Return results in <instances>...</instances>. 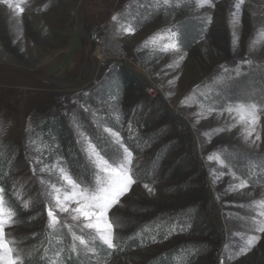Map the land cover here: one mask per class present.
<instances>
[{
	"label": "rangeland",
	"instance_id": "rangeland-1",
	"mask_svg": "<svg viewBox=\"0 0 264 264\" xmlns=\"http://www.w3.org/2000/svg\"><path fill=\"white\" fill-rule=\"evenodd\" d=\"M127 1L129 5L120 14L110 15L105 23L112 21L116 24L117 37L126 53L134 62L141 64L143 74H134L143 84L148 78L161 91L157 101L150 100L159 101L164 108L167 117L165 129L171 133L172 139L178 140L180 146L176 152L168 153L164 160L157 162L156 158L155 173L144 183L137 181L131 192L121 199V203L110 210L109 219L115 225L114 243L129 235L138 224L152 218L157 211L168 214L185 206H196L204 208L210 237H206L209 240H193L211 244L209 253L202 256L198 264H254L264 259V232L257 231L259 222L264 221V215L260 214L264 211V188L248 185L237 187L241 182L224 168L220 156L229 146H234L264 159V114L256 106L259 119L253 126L251 136H248V126L240 121L241 113L226 109L251 104H234L223 110L208 111L198 103L201 96L209 98L208 88L217 82L222 72L234 70L238 74L243 66L246 68L261 62L257 58L256 48L264 43V0H210L209 4L202 7L199 6L200 0H180L179 4V0H175V7L182 5L185 8L184 14H207L210 20L204 39L185 54H180L175 48L164 50L165 44L174 43L168 38L171 34L167 27L179 14L165 11L153 14L158 10L156 7L150 20L135 27L134 33H128L125 30L132 28V24L124 16L128 13L127 9L138 0ZM10 2L13 5L19 3L23 12L0 3V66L25 68L63 82L79 78L84 80L91 66L85 62V38L77 29L76 9L80 0ZM95 2L90 0L83 20L84 30L91 39L92 54L93 36L105 24L93 30L88 25V20L95 23L102 20V16L94 9ZM120 2L112 0V5L118 7ZM155 2L164 3L165 7L170 5L165 0ZM238 3L239 10L236 8ZM113 16L117 19L113 20ZM107 69L97 68L93 82L75 90H61L12 72L0 73V139L20 147L26 158L25 149L34 137L36 119L54 111L67 115L73 108L80 107L88 90L103 78ZM171 126L175 132H171ZM110 138L114 137L110 135ZM176 154L189 157L185 166L187 175L179 182L161 180L158 174L164 164L175 160ZM209 156L213 159L209 160ZM143 161H146V157L134 156L133 172ZM41 169L44 167L37 169L39 173L36 172L34 182L40 188L38 193L33 188V180L27 182L29 169L21 173L15 190L19 203L24 207L27 202L28 206L24 208L39 216L41 224L38 229L44 231L51 229L47 217V205L51 197L45 194L51 191V185L41 189L38 174L41 173L45 181L56 180L57 187L67 185L60 180L59 174L49 177L45 169ZM195 174L200 179L199 176L195 180L190 178ZM188 181L190 189L180 195L177 187ZM144 184H148L153 191L145 189ZM57 214L60 223L54 228L60 226L67 232L73 228L78 236L91 235L95 238L91 230L83 228L82 222L73 221L69 213L57 210ZM229 216H233V219ZM243 218L251 222L250 228L242 223ZM13 221L5 229L6 237L15 241L23 258L31 245L24 239L32 235L33 230L24 225L20 218L14 216ZM252 235L260 239L246 254L238 255ZM76 242L80 245L79 241ZM169 246L170 242L150 245L103 264H149Z\"/></svg>",
	"mask_w": 264,
	"mask_h": 264
},
{
	"label": "trees",
	"instance_id": "trees-1",
	"mask_svg": "<svg viewBox=\"0 0 264 264\" xmlns=\"http://www.w3.org/2000/svg\"><path fill=\"white\" fill-rule=\"evenodd\" d=\"M155 1H136L127 9L128 13L124 18L131 20L132 28L135 29L150 20L153 14L162 11L179 14L167 30L170 34L177 33L174 40L179 45L178 49L175 48L177 52H191L204 39L208 31L209 16L196 12L184 14L185 8L182 5L175 7V0H168L170 5L167 4L166 7V4H156ZM177 2L179 4L180 0ZM156 7L159 11H155ZM153 11L155 12L152 14ZM256 55L261 60L259 64L246 68L243 66L238 74L234 70L222 72L216 79L217 82H213L208 88L209 98H199L200 107L217 111L234 104H255L264 114V43L256 48ZM138 79L129 68L119 62H112L103 78L88 90L80 107L73 108L67 115L54 111L36 119L34 137L25 149L26 158L20 147L0 139V187L4 189L6 205L16 212L15 217L33 230V234L24 239L31 245L26 249L22 264H103L132 251L150 245H163L166 242H170L169 248L162 250L149 264H198L202 256L209 253L211 244L208 241L193 240L207 239L210 235L207 216L202 207L185 206L168 214L157 211L144 223L134 224L133 226L137 225L134 230L121 238L115 249H108L91 235H82L88 244L78 245L76 242V251L73 252L72 233H76L73 228L70 232L60 226L40 231L39 216L29 213L19 203L15 186L22 177L21 173L28 169L27 182L33 180L32 185L37 193L40 188L34 182L37 169L41 167H44L49 177L58 176L59 168L63 167L74 179L84 180L87 177L84 182L90 181L92 170L83 151L87 141L91 140L102 152L106 151L109 155L119 147V143L114 142V138H110L109 133L105 132L106 127L119 133L133 156L146 157V161L134 169V178L140 183H144L155 173L156 158L160 162L168 153L177 151L180 146L178 140L172 139L171 133L165 129L167 117L164 108L159 101L153 102L157 99L150 100L144 93L145 84ZM170 128L173 129L172 126ZM171 132H175L174 129ZM122 151L120 149L121 153ZM220 156L224 168L233 178L249 187L264 188L263 158L238 150L234 146H229ZM174 159L173 162L164 164L158 178L178 182L185 178L188 173L185 166L189 157L180 154ZM156 166L157 164L155 169ZM38 176L41 189L45 185L57 183L54 179L45 181L41 178V173ZM197 176L199 175L195 174L190 178L195 180ZM188 189L190 181L177 187L180 195ZM231 217L233 219V216L228 218ZM245 220L243 218L242 223L250 228L251 222ZM254 264H264V259Z\"/></svg>",
	"mask_w": 264,
	"mask_h": 264
},
{
	"label": "snow or ice",
	"instance_id": "snow-or-ice-1",
	"mask_svg": "<svg viewBox=\"0 0 264 264\" xmlns=\"http://www.w3.org/2000/svg\"><path fill=\"white\" fill-rule=\"evenodd\" d=\"M0 3H5L9 8L14 7L17 11L23 12V8L19 3L13 5L10 0H0ZM165 3H167V0H165ZM209 3L210 0H200L199 6L202 7L204 4ZM236 8L239 10V3ZM112 19L116 20L117 17L113 16ZM125 31L134 33V29L131 27ZM176 36L177 33L172 32L168 38L174 41ZM169 48L178 49L179 45L175 42L164 45L165 51ZM180 59L182 60L183 57H180ZM242 63H251V61H243ZM226 110L241 113L240 121L248 126L246 132L248 136H251L252 131H254L253 126L256 125L259 119L256 113V105L252 104L247 107L239 105L235 109L229 107ZM104 130L114 137V142H118L119 147L114 149L112 155H109L106 151L102 152L91 140L87 141V146L83 148V151L92 170L90 181L84 182L87 177L84 180L74 179L67 169L59 168V178L66 183L67 187H57L56 184H52L51 191L45 193L46 196L51 197L47 205V217L48 227L54 228L60 223L57 210L60 213H69L73 221L82 222L83 228L91 230L95 234V238L106 245L108 249H115V225L109 219L108 214L110 210L121 203L123 197L131 192L137 180L134 178L133 172V152L125 146L119 133L113 132L107 127ZM257 139H259V136H257ZM120 149H123L122 153ZM211 159L213 157L209 156V160ZM41 171H44V169H41ZM245 186L244 182L237 185V187ZM144 188L149 192L153 191L148 184H144ZM27 206V202H25L24 207L27 208ZM260 214L264 215V211ZM15 215L16 212L6 205L4 189L0 187V264H22L23 261L20 250L15 246V241L8 239L5 233L6 227L14 223L13 217ZM257 231L264 232V221L259 222ZM72 239L73 252L76 251V241H79L80 245L86 246L88 244V241L82 235L78 236L74 232L72 233ZM259 239L260 237L256 235L249 236L238 255L246 254ZM57 256H59V253H57Z\"/></svg>",
	"mask_w": 264,
	"mask_h": 264
},
{
	"label": "built area",
	"instance_id": "built-area-1",
	"mask_svg": "<svg viewBox=\"0 0 264 264\" xmlns=\"http://www.w3.org/2000/svg\"><path fill=\"white\" fill-rule=\"evenodd\" d=\"M93 58L98 69H105L108 68L112 62H119L134 73L140 76L143 74L140 67L141 64L134 62L126 53L123 44L117 37L116 24L112 21L106 22L94 34ZM145 81V94L153 100L157 99L161 91L148 78H145Z\"/></svg>",
	"mask_w": 264,
	"mask_h": 264
},
{
	"label": "water",
	"instance_id": "water-1",
	"mask_svg": "<svg viewBox=\"0 0 264 264\" xmlns=\"http://www.w3.org/2000/svg\"><path fill=\"white\" fill-rule=\"evenodd\" d=\"M90 0H80L77 9H76V23H77V29L79 33L85 38L86 44H87V50H86V56H85V62H89L91 68L90 72L87 75V77L84 78V80H81L80 78L72 81V82H63L60 80L51 79L45 76H42L36 72L30 71L25 68L16 67V66H10V65H3L0 66V73L4 72H12L21 76H25L27 78L36 80L40 83L47 84L49 86H54L61 90H75L85 87L90 82H93L95 74L97 72V65L93 58L92 54V45H91V39L84 30L83 27V20L86 8L88 6V3Z\"/></svg>",
	"mask_w": 264,
	"mask_h": 264
},
{
	"label": "crops",
	"instance_id": "crops-1",
	"mask_svg": "<svg viewBox=\"0 0 264 264\" xmlns=\"http://www.w3.org/2000/svg\"><path fill=\"white\" fill-rule=\"evenodd\" d=\"M120 4H118V7H115L112 5V0H96L94 4V9H96L99 14L102 16V20L100 22H94L88 20L89 27L93 30L98 27H100L107 18H109L110 15L113 14H120V12L123 10V8H126L130 2L127 0H120ZM118 8V9H117Z\"/></svg>",
	"mask_w": 264,
	"mask_h": 264
}]
</instances>
